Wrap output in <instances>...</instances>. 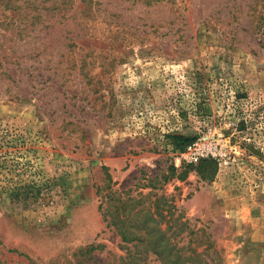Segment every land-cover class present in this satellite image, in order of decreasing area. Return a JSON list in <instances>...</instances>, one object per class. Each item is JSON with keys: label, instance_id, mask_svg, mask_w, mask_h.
<instances>
[{"label": "rangeland", "instance_id": "1", "mask_svg": "<svg viewBox=\"0 0 264 264\" xmlns=\"http://www.w3.org/2000/svg\"><path fill=\"white\" fill-rule=\"evenodd\" d=\"M0 264H264V0H0Z\"/></svg>", "mask_w": 264, "mask_h": 264}, {"label": "trees", "instance_id": "2", "mask_svg": "<svg viewBox=\"0 0 264 264\" xmlns=\"http://www.w3.org/2000/svg\"><path fill=\"white\" fill-rule=\"evenodd\" d=\"M171 139V143L173 144L174 148H181L184 147L186 144H188L191 140L194 139V137L189 135H183L179 133H175L170 135L169 137ZM215 163L208 159H202L198 162L196 166V171L199 174H204L205 169L208 168L210 165H214Z\"/></svg>", "mask_w": 264, "mask_h": 264}, {"label": "built area", "instance_id": "3", "mask_svg": "<svg viewBox=\"0 0 264 264\" xmlns=\"http://www.w3.org/2000/svg\"><path fill=\"white\" fill-rule=\"evenodd\" d=\"M196 158V157H195Z\"/></svg>", "mask_w": 264, "mask_h": 264}]
</instances>
